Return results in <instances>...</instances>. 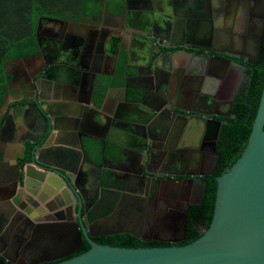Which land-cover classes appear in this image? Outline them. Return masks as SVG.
I'll list each match as a JSON object with an SVG mask.
<instances>
[{
	"label": "flooded vegetation",
	"instance_id": "flooded-vegetation-1",
	"mask_svg": "<svg viewBox=\"0 0 264 264\" xmlns=\"http://www.w3.org/2000/svg\"><path fill=\"white\" fill-rule=\"evenodd\" d=\"M181 1H192L193 8L190 13L193 17L201 15L210 18L206 22L213 24L212 29L205 34V38L187 35L181 40L173 37L174 34H178V31H174L169 37L163 35L159 37L160 34L152 28L144 27L136 30L148 33L153 41L154 39L157 41L156 36H158V40L165 45L161 46L159 51L157 72L153 75L150 70L152 67L150 68L148 63L139 65L136 68V75L133 73L134 70L132 72L131 69H127L124 85L108 88L104 96V98L108 96L107 101L101 108L104 114L109 111L111 113L113 107L109 106L111 102L110 99L108 101L109 95L112 91H117L116 89H118L117 92L121 90L120 103L116 104L113 114L126 117L122 115L124 108L128 105L132 107L131 117L138 119L136 123L139 128L136 127V129H139L147 140V150L131 151L128 152L127 157H123L120 154L121 148L102 138L106 135L104 129L96 130L94 125H89L87 118L95 113L92 107L83 110V122L81 121L74 134L55 136L54 140H60L63 143H55V141L52 143L50 138L49 149L42 145L35 150L37 157L44 162H72L71 170L78 184V191L85 196L88 204V210H82V215L87 226L97 233L92 237L95 241L107 238L115 242L130 241L137 243V247H153L158 246L159 243L170 245L179 243L173 242V239L179 236L178 233L167 228L168 215L174 214V210L187 206V202L183 200V195L174 199L173 194H165L163 183L169 179L186 181L185 185L193 186L186 195L187 201L196 200L200 182L195 183V180L187 174L174 175L172 172H207L216 159L210 143L213 125L203 127V136L201 127L199 131H196L197 118L205 116L199 111L227 112V102L235 101L236 97L249 85L248 65L254 64L245 62L243 57L226 55L233 61L245 63L246 68L234 63L222 71L219 63L209 57L214 52L203 50L202 47L223 48L218 42H221L226 35L232 38V41L237 38L242 43L245 42L244 37L250 33V30L255 35L257 24L251 8L254 9L256 5L250 7L244 2L237 1L229 4L232 0H160L162 4L163 2L167 4L173 14L180 12L175 4ZM96 2L98 12L83 14L80 19L45 17L39 20L35 33L37 52L10 58L7 61L15 64L20 62L22 67L14 70L12 82L6 84L8 94L0 107V118L7 101L10 105L33 101L45 104L49 101L54 107L55 118L62 123L64 118L60 111L64 108L65 94L63 88L61 89L63 86L51 84V76L54 75L63 80L71 77L72 80L77 81L78 97L86 99L91 91L95 97L96 83L101 74H98L96 60L92 61L90 57L84 55L90 41L92 42L95 34L99 36L97 42L92 44L93 52L99 51L101 45L104 48L118 47L119 43L124 41V35L129 33L122 32L120 35L116 34V31H125L122 21L130 17L132 7L137 6L139 10H134L136 17H139L140 9L151 5L153 0H96ZM118 4L122 5L121 12L114 11ZM218 19H221L222 25L217 28L215 23ZM133 22L135 26H140L138 21ZM132 34L135 41L145 44L149 54L158 49L157 45L151 43L152 41L143 40L136 33ZM180 43L194 46L195 49H186L180 46ZM227 49L234 52L243 50L242 47L236 46H230ZM174 58L177 60L175 67ZM72 63H75V68L70 67L74 69L73 73L68 67ZM49 66L51 68L47 72ZM214 68H217L216 72L212 71ZM41 72H45L43 77ZM111 73L113 74L114 71ZM172 82H174L173 86L175 82L177 83L175 90L178 94L171 93L172 89L169 87ZM194 82L200 84L195 85ZM182 90H187L188 94L179 93ZM146 92L147 97L142 108L139 101L131 103L129 98L126 99L127 101L124 99L125 95L146 94ZM14 94L18 98L11 101L10 98L14 97ZM54 97H59L56 99L60 101L53 102ZM214 117L220 119L222 124L225 122L224 118H227ZM93 142L99 145V154L93 150ZM110 148L116 149L114 154L110 152ZM31 149L32 145H28L23 164L30 162ZM182 155L187 157L186 164ZM168 161L173 164L165 166ZM43 168L46 171L53 170L47 165ZM212 174H205L203 178ZM22 180L23 175L18 177V168L13 163L10 170L5 171L0 179L1 195L14 193L21 196L23 200L21 205L23 208H19V201L15 196L13 203L8 204L6 213L0 215V252L6 257H3V260L5 264H30L31 262L51 264L61 261L63 258H58L57 255L70 250L74 244L73 239L67 237L64 240V236L58 237L55 234H51L50 237L44 234V237L42 236L38 241L33 239L30 235L29 220L20 218L19 212L32 208L30 202L33 193L45 197L46 192L42 190V187H27ZM61 181L64 183V187L60 189L63 191L62 196L66 199L64 193L66 188L65 190L70 192L72 198L73 219L79 222L78 193L73 188H69L62 178ZM84 239L89 243L86 237H83V242ZM46 259H53V261L42 262ZM0 264L4 263L0 261Z\"/></svg>",
	"mask_w": 264,
	"mask_h": 264
},
{
	"label": "water",
	"instance_id": "water-1",
	"mask_svg": "<svg viewBox=\"0 0 264 264\" xmlns=\"http://www.w3.org/2000/svg\"><path fill=\"white\" fill-rule=\"evenodd\" d=\"M236 1L244 2L250 7L256 5L251 10L253 12L252 15L256 18L257 29L255 35L250 30V33H247L246 37H244L243 50L240 52L202 47L203 50L214 52L209 57L219 63L222 71H225L234 63L246 68L245 63L233 61L226 55L243 57L244 61L249 64H255L261 56L264 38V0H232L229 4ZM129 14L130 17L127 21L129 25H134L133 27H135V24L131 22L136 18V13L131 12ZM194 18H196L194 20L198 23H200L202 18L203 20L210 19L201 15H194ZM217 23H221V19H218ZM155 29L157 31V27ZM170 29V26L166 29L167 37H169ZM136 34L143 40L152 41L151 43L158 47L156 51L149 54V62H147L149 67H152L150 70L154 75L157 72V64L160 59L159 51L161 46L165 45L158 40V36H156L157 41H153L148 33L137 32ZM180 46L186 49H195L194 46L185 45L184 43H180ZM155 54L158 55L155 56ZM50 68L49 66L46 71L48 72ZM70 69L72 70L69 71L73 73L74 69ZM212 71L216 72L217 68ZM138 72L140 71L138 70ZM41 73V77H43L45 72ZM51 84L63 86L61 87L65 94L63 107L68 112V115L63 119L62 123H59L55 118L54 107H52V102L49 101L45 102V104L33 101L14 105H10L7 101L3 107L4 113L1 114L0 118V133H4L5 130L14 126L18 127L19 130L23 129L27 133L22 136V154L18 155L12 162L18 168V177L23 175L22 182L25 186L42 187V190L46 192L45 197L37 196L33 193L34 195L31 196L30 202L32 208L19 212L20 218L28 219L30 222V235L37 241L44 234L49 235V237L51 234H55L58 237L64 236V240L67 237L73 239V247L57 255L59 256L58 258H63V260L51 264H264V85L251 133L243 152L224 173L216 177L215 206L208 229L196 240L183 245L126 247L102 244L93 240L92 237L96 236L97 233L93 232L90 226H87L84 215H82V210H88V204L85 196L78 191L79 187L71 170L72 162H44L37 157L35 150L42 145L49 149L48 140L54 135L74 134L78 125L81 121L83 122V110L92 107L95 112L93 116L95 129L107 131L102 138L121 148L120 154L123 157H127L128 152H143L148 148L147 140L139 129H136L138 127L136 123L138 119L129 117L127 121H122L121 115H105L101 108L105 105L108 96L104 98L101 105L94 101L92 91L87 100L79 99L77 81L72 80L71 77L63 80L55 75L51 76ZM146 97L147 92L146 94L140 93L133 96L125 95V98L123 96L125 100L129 98L131 103H138L137 101H139L141 108ZM56 98L59 97H54V99ZM233 104V100L227 102V112L213 110L204 113L199 111L205 116H201L200 119L197 118L196 131H199V127H201L203 136V127L205 125H213L210 143L212 145V153L216 155V159L210 165L209 171L172 172L174 175L187 174L195 180V183L197 181L200 182L196 200L187 201L186 195L193 189V186L191 187V184L185 185L186 181L169 179L163 183L165 194H173L172 197L174 199L179 195H183V200L187 202V206L174 210V214L169 213L168 215L167 228L173 229L179 235L173 239V242H180L186 238L189 206L190 204L202 202L207 184L203 176L214 173L221 158V154L216 151V143L222 121L214 116H234ZM54 141L55 143H63L60 140ZM28 145H32L30 162L23 164ZM79 146L81 148L82 144ZM0 156V161L3 163L5 161L9 162L5 154L1 153ZM181 157L186 164V155ZM169 162H166L165 166L173 164ZM44 165L53 168L52 172L44 170ZM61 178L69 188H73L78 193L79 208L77 214L80 216L79 222L73 219L72 198L70 192L65 190L66 188L64 189L66 199L62 196L63 191H60V189L64 187V183ZM15 196L19 201V208H23L21 207L23 201L21 196L14 195V193L8 195H1L0 193V215L6 213L8 204L13 203ZM83 237H86L89 241L90 248L74 255L82 245ZM0 255V261L5 264L3 257H6L1 252ZM46 261H53V259H46L42 262ZM36 263L31 262L30 264Z\"/></svg>",
	"mask_w": 264,
	"mask_h": 264
},
{
	"label": "trees",
	"instance_id": "trees-1",
	"mask_svg": "<svg viewBox=\"0 0 264 264\" xmlns=\"http://www.w3.org/2000/svg\"><path fill=\"white\" fill-rule=\"evenodd\" d=\"M121 1V0H117ZM115 12L122 11L118 4ZM96 0H0V72L10 58L26 56L37 52L36 28L39 20L45 17H66L80 19L83 14L97 13ZM126 66L123 58L112 75L100 76L96 83L95 100L100 104L111 86H123ZM249 85L234 101V116L224 118L216 151L221 154L214 173L206 176L205 196L201 203L189 206L188 224L185 240L178 245L187 244L199 238L210 226L216 198V177L224 173L241 155L251 133L253 121L259 105L264 85V38L259 61L248 65ZM8 89L0 80V107L5 101ZM132 96L134 94H131ZM129 95V96H131ZM93 150L99 154L100 148L93 142ZM116 151L110 148V152ZM102 244L137 247L134 242H115L112 239L97 241ZM83 246L74 253L79 254L90 248L84 239ZM159 243L158 246H167Z\"/></svg>",
	"mask_w": 264,
	"mask_h": 264
},
{
	"label": "crops",
	"instance_id": "crops-1",
	"mask_svg": "<svg viewBox=\"0 0 264 264\" xmlns=\"http://www.w3.org/2000/svg\"><path fill=\"white\" fill-rule=\"evenodd\" d=\"M160 0H153L151 5H147L145 8L140 9V13L141 15L139 17H136L134 20L137 21L138 23H140V26H135V28L133 27L134 25H129V22L127 20H123L122 24H123V28L125 31H116V34H120L122 35V32H127L129 33L128 35H124V41L119 43L118 47H105L104 46H100L99 47V51L96 50V52H93V43L97 42L99 36L97 34L94 35L92 42L90 41L89 43V47L86 49V53L84 54L87 57H90L93 60H96V64L98 66V74H101V76L104 75H112V73L110 74V72H115L117 70L118 67V63L119 60L121 59V57L123 58L124 64L126 66V69H131L132 72L133 70L135 72L134 75L137 74V70L136 68H138L139 65H144V63L149 62V52L145 46V44L142 42H138L134 40V35L132 33H137L136 30L138 29H143L144 27L147 28H152L154 30H156L155 28L157 27V31L160 34V36H167L166 33V29L170 26V33L169 36L173 35L174 31H178V34H174L173 37H178V39L181 40V38H186V36H193V37H198V38H205V34L207 32H209V30L212 29V25L209 21L206 22V20H202L200 21V23H198L196 20V18L193 17V15L190 13V11L192 10V4L191 2H185V1H181L175 4V6L179 9V13L177 14H173L167 4H165V2H163L164 4H162ZM158 4V5H157ZM133 10L131 12H135V10H139L137 8V6H133L132 7ZM135 9V10H134ZM187 10L188 12L184 11ZM143 13V14H142ZM129 20V18H127ZM209 20V19H208ZM132 24H135V22H131ZM216 27H220L222 25V23H215ZM129 26V27H128ZM133 27V28H130ZM118 29V28H116ZM177 29V30H176ZM80 31V30H78ZM205 36V37H204ZM157 39V38H156ZM100 40L102 41V38H100ZM154 41H156L154 39ZM223 41V42H222ZM221 42H218V44H221L223 46V48L220 49H226V50H230L227 49L230 46H236V47H243V43L241 42V40H237V38H234V41H232V38H229L228 35L225 36V38H223ZM156 56V54H155ZM176 62L177 60L174 58L173 64L174 67L176 66ZM94 63V62H93ZM93 65V64H92ZM163 65V64H162ZM22 64L20 62H16L15 63H11V62H7L4 65V69L1 70L0 72V80L5 81L6 84H9L10 82H12L13 79V75H14V70H16L17 68H21ZM75 68V63H72L68 66ZM133 75V76H134ZM125 80V78H124ZM189 83V82H187ZM195 85H199L200 83L194 82ZM174 82H172L170 84V89H172L171 93L173 94H178L177 90H175V88L177 89V83L175 82V86ZM194 85V86H195ZM118 91V89H116ZM112 91L109 95L108 101L111 100L109 106L112 105L113 107V111H109V113L112 115L114 111L115 106H117L116 104L120 103L119 102V97H120V91ZM187 90H182L179 91V93H182L183 95L188 94V92H186ZM93 95V94H92ZM17 96L14 94V97H11L10 100H17ZM79 99H83V100H87L84 99L83 97H78ZM110 99V100H109ZM104 100V99H103ZM53 102H58L60 100L58 99H54L52 100ZM94 101L95 97H94ZM113 101V102H112ZM103 103V101L100 103V105ZM112 103V104H111ZM126 108V109H125ZM124 108V112L122 115H125L126 117H121V119L126 120L128 119V117H131L132 114V107H130V105L126 106ZM117 111V110H116ZM61 116H63V118H65L68 114V112L65 111V108H63L61 111ZM109 113H106L105 115H109ZM94 116V115H93ZM93 116H88L87 120L89 125L93 126ZM101 130V129H100ZM104 132H107L104 130ZM26 134L25 131L19 130L18 127L14 126L10 129H7L4 131V133H0V154L2 153L3 155H6V159L9 160L5 161L4 163L2 161H0V179L1 177L4 176V172L5 171H9L12 162L14 161V159L18 156L21 155L23 152V141H22V136ZM55 139V135L51 137L50 142H54ZM64 145V144H63ZM1 157V156H0Z\"/></svg>",
	"mask_w": 264,
	"mask_h": 264
}]
</instances>
